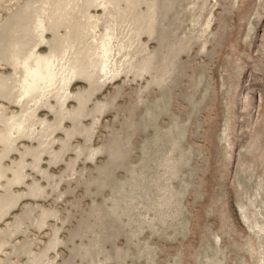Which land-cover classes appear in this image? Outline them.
<instances>
[{"label": "rangeland", "instance_id": "obj_1", "mask_svg": "<svg viewBox=\"0 0 264 264\" xmlns=\"http://www.w3.org/2000/svg\"><path fill=\"white\" fill-rule=\"evenodd\" d=\"M0 264H264V0H0Z\"/></svg>", "mask_w": 264, "mask_h": 264}, {"label": "bare ground", "instance_id": "obj_2", "mask_svg": "<svg viewBox=\"0 0 264 264\" xmlns=\"http://www.w3.org/2000/svg\"><path fill=\"white\" fill-rule=\"evenodd\" d=\"M43 26L37 27V29H42ZM21 46V45H19ZM109 43L107 40L103 42L101 49L107 54ZM19 53V51H16ZM58 53L57 51L52 52L50 56H34L29 55L25 64V83L23 86V98H28L30 100L41 98L44 92H47L52 86V79L54 74V68L56 65V60ZM107 57V56H105ZM79 69L81 66H79ZM58 68V67H57ZM72 69H75L74 67ZM45 94V93H44ZM18 102V101H17ZM23 123L15 122L10 124L7 129V134L4 136L5 139L10 142L11 138L9 134L21 133L23 129ZM15 131V132H13Z\"/></svg>", "mask_w": 264, "mask_h": 264}]
</instances>
